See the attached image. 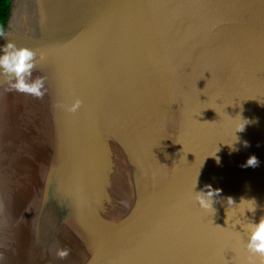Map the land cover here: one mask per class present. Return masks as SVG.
Masks as SVG:
<instances>
[{
    "label": "water",
    "instance_id": "obj_1",
    "mask_svg": "<svg viewBox=\"0 0 264 264\" xmlns=\"http://www.w3.org/2000/svg\"><path fill=\"white\" fill-rule=\"evenodd\" d=\"M3 33L47 92L0 77V192L7 106L36 176L25 217L0 207V264H260L264 0H10Z\"/></svg>",
    "mask_w": 264,
    "mask_h": 264
},
{
    "label": "clouds",
    "instance_id": "obj_2",
    "mask_svg": "<svg viewBox=\"0 0 264 264\" xmlns=\"http://www.w3.org/2000/svg\"><path fill=\"white\" fill-rule=\"evenodd\" d=\"M3 35V31L0 30V36ZM36 60L37 54L30 48L18 47L10 41H6L0 46V77L6 79L10 91L43 99L47 92L45 77H33V72L37 66ZM81 104L80 99H74L71 104L64 107L67 112L75 113ZM242 130L243 127L240 131ZM257 166H259V161L254 155L249 156L246 163L242 165V167ZM207 187L206 192H199L196 196L198 205L205 210L212 209L213 198L219 195V190H213L210 186ZM251 211H255V207ZM245 232V248L249 253L259 258L260 264H264V216H261L256 222H249ZM69 255L70 249L67 247L57 248L55 251V256L60 260L66 259Z\"/></svg>",
    "mask_w": 264,
    "mask_h": 264
},
{
    "label": "bare ground",
    "instance_id": "obj_3",
    "mask_svg": "<svg viewBox=\"0 0 264 264\" xmlns=\"http://www.w3.org/2000/svg\"><path fill=\"white\" fill-rule=\"evenodd\" d=\"M264 95V94H263ZM15 108L6 107L3 112L4 135L2 153V189L0 192V207L6 213L15 205L21 213L26 215L31 204L32 193L35 185V167L32 170L33 161L27 158L29 152L33 151L34 145L31 142V135L25 129L24 122L15 120L13 111ZM18 123V124H17ZM14 125H18L17 135L20 139L17 150L13 144ZM29 127V126H28ZM28 172H26V169ZM27 173V174H26ZM7 193V194H6ZM4 213V214H5Z\"/></svg>",
    "mask_w": 264,
    "mask_h": 264
},
{
    "label": "trees",
    "instance_id": "obj_4",
    "mask_svg": "<svg viewBox=\"0 0 264 264\" xmlns=\"http://www.w3.org/2000/svg\"><path fill=\"white\" fill-rule=\"evenodd\" d=\"M10 0H0V30L3 31L8 16Z\"/></svg>",
    "mask_w": 264,
    "mask_h": 264
}]
</instances>
